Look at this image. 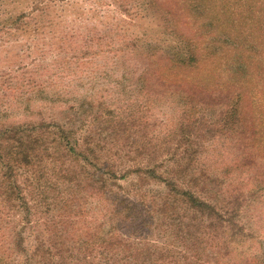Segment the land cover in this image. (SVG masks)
<instances>
[{
    "label": "rangeland",
    "instance_id": "374dc122",
    "mask_svg": "<svg viewBox=\"0 0 264 264\" xmlns=\"http://www.w3.org/2000/svg\"><path fill=\"white\" fill-rule=\"evenodd\" d=\"M29 123L96 142L95 166L46 163L70 167L85 187L71 188V210L58 198L54 219L42 214L50 230L60 224L68 254L91 261L89 250L108 239L111 223L112 236L130 234L146 216L141 198L158 203L168 192L159 179L140 177V168H154L238 211L234 241H204L209 261L201 264H264V0H0V128ZM83 166L116 171L114 191L87 188ZM115 193L130 209L115 203ZM2 204L1 264H25ZM169 212L154 218L165 225ZM24 235L31 253L35 235ZM217 248L231 253L206 255Z\"/></svg>",
    "mask_w": 264,
    "mask_h": 264
},
{
    "label": "trees",
    "instance_id": "16d2710c",
    "mask_svg": "<svg viewBox=\"0 0 264 264\" xmlns=\"http://www.w3.org/2000/svg\"><path fill=\"white\" fill-rule=\"evenodd\" d=\"M73 134L74 131L70 128L66 129L59 125L54 128L47 123H29L0 128V201L3 202L4 207L2 213L6 209L5 213L9 214L14 224L13 245L17 252H25V264H112L113 260L119 264H176L177 260L180 261L179 264H201L200 262L209 261L203 260L201 246L204 241L219 235L226 236L224 240L229 244L234 241L237 233L230 235V232L231 227L237 225L235 220L238 214L237 209L233 211L227 205L221 208L217 199L202 198L189 190L177 187L174 176L169 178L165 174L157 173L154 168L146 170L140 168L141 178L159 179L168 187V192L162 195L164 197L162 201L147 203L148 200L141 198L146 216L142 217V220L138 217L136 222H133L134 225H131L129 229L130 234L122 231L117 237L112 236L116 231L111 223L107 234L108 239L100 245L102 251L100 248L89 250L93 255L91 261L87 260L86 255L85 258H80V256L68 254L69 250L66 248L68 244L61 240L62 232L58 229L60 224H55L54 230H50L46 217L42 214L51 215L50 220H53V216L58 211V208L54 209V207L56 203L60 204L58 198L71 210L72 197H74L70 191L71 188L73 186L79 188L80 192L84 191L85 187L82 185L83 181L78 180L80 175L77 173L73 175L70 167L68 169L52 167L51 170L46 163L48 160H53L65 164L66 158H69L73 161H82L86 166H95L94 160H100L93 146L96 142L92 138L78 139ZM53 148L56 149L54 152ZM81 170H83L82 175L83 173L87 175L83 184H86L87 188L90 187L94 193L105 191L109 194L110 192L107 191H114L111 186L116 185L115 179L118 178L116 171L106 172L97 167L96 171L89 172L85 166L81 167ZM38 193L42 196V200L37 201L33 206L31 199ZM75 197L79 200L80 193ZM112 198L116 200L115 203L118 206L122 204L123 207L126 205L130 209L128 206L130 202L126 197H120L119 193H115ZM179 205L184 206L185 212L188 210L191 213L188 219L185 214L177 212L176 207ZM158 210L161 214H166L170 210V222L165 225L159 224L153 214V212L158 213ZM7 223H9L8 220ZM44 225L50 233L47 237L41 229ZM172 228L177 232L174 233ZM193 228H196V232L199 231L200 234H194ZM28 230L35 235V246L31 253L25 247L24 233ZM153 231L165 236L166 240L154 238L153 234H150ZM158 241L163 245L154 243ZM186 241H191V244H186ZM224 251L221 253L220 248H217L215 252L207 250L206 255L217 259L223 257L221 254L228 256L231 253L226 248ZM94 253L102 254V259L98 260ZM113 264L116 263L113 261Z\"/></svg>",
    "mask_w": 264,
    "mask_h": 264
}]
</instances>
